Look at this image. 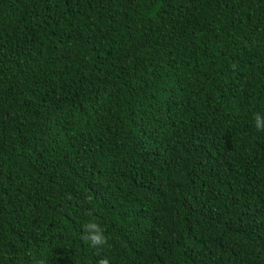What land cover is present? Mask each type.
I'll return each mask as SVG.
<instances>
[{
  "label": "trees",
  "instance_id": "16d2710c",
  "mask_svg": "<svg viewBox=\"0 0 264 264\" xmlns=\"http://www.w3.org/2000/svg\"><path fill=\"white\" fill-rule=\"evenodd\" d=\"M254 113L264 0H0V264H264Z\"/></svg>",
  "mask_w": 264,
  "mask_h": 264
},
{
  "label": "clouds",
  "instance_id": "9594fccd",
  "mask_svg": "<svg viewBox=\"0 0 264 264\" xmlns=\"http://www.w3.org/2000/svg\"><path fill=\"white\" fill-rule=\"evenodd\" d=\"M253 121L256 131L264 132V115L254 113ZM88 202L91 204L92 197H88ZM87 215L90 219L83 225L81 239L87 242L92 248H103L108 244V237L105 234L106 230L96 222L91 209L88 210ZM97 264H110V260L108 257H104Z\"/></svg>",
  "mask_w": 264,
  "mask_h": 264
}]
</instances>
